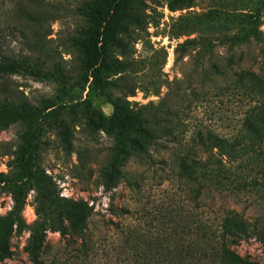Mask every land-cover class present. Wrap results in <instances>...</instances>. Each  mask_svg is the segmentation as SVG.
<instances>
[{
	"label": "rangeland",
	"instance_id": "obj_1",
	"mask_svg": "<svg viewBox=\"0 0 264 264\" xmlns=\"http://www.w3.org/2000/svg\"><path fill=\"white\" fill-rule=\"evenodd\" d=\"M83 1L0 0V57L16 59L36 73L27 69L0 74V101L38 108L43 99L58 102L68 142L57 123L44 121L39 166L51 177L56 194L93 205L84 232L62 237L48 231L30 254L32 229L40 219L34 192L29 191L22 210L26 227L11 236L12 255L2 264H180L165 250L194 244L201 223L216 232L226 212L253 221L264 209L263 188L251 189L242 181L243 189L219 191L211 186L198 195L197 181L187 182L178 166L180 159L188 165L206 160L210 153L200 135L247 141L244 119L264 102V0L178 1L173 9V0H137L145 27L134 29L131 38L124 36L126 56L113 49L134 70L112 79L125 75L135 87L128 97L131 107L166 128L145 152L131 153L122 167L123 178L110 192L103 190L101 176L112 158L115 138L89 125L87 115L105 124L112 111L110 101L120 94L114 88L82 90L80 55L72 39L85 25L77 13ZM244 13L257 15L256 32L262 38L227 40L240 31ZM185 39L195 43L178 56L175 48ZM62 87L67 94L61 93ZM25 129V123L15 121L0 130V171L9 173L7 164ZM12 204L8 186L0 187V215ZM232 248L242 264H264L256 238L243 239ZM185 263L213 264L209 256L199 255Z\"/></svg>",
	"mask_w": 264,
	"mask_h": 264
},
{
	"label": "trees",
	"instance_id": "obj_2",
	"mask_svg": "<svg viewBox=\"0 0 264 264\" xmlns=\"http://www.w3.org/2000/svg\"><path fill=\"white\" fill-rule=\"evenodd\" d=\"M178 1L189 3L191 0H173L169 6L173 9ZM136 3L137 0L81 2L77 13L84 19L85 25L79 35L72 39V45L80 55L82 90L87 87L88 90L103 92L114 88L120 94L110 101L112 111L105 118V124L87 115L89 125L95 129H104L115 138L112 158L101 176L105 192L118 186L123 178V164L131 153L145 152L148 145L159 138L160 131L166 128L158 122L153 124L145 113L131 107L128 97L135 94V87L131 86L125 75L112 79L118 73L134 70L131 68L132 63L119 59L113 49L118 48L121 56H126L127 41L124 36L131 38L134 29L145 27ZM242 18L245 19L240 31L227 40L238 42L249 37L261 39L256 32L259 22L257 15L244 13ZM194 43V39H185L177 44L175 52L180 56ZM27 69L36 74L32 68L16 59L0 57V74L21 73ZM61 93L67 94L63 87ZM74 99L72 97L71 101ZM57 104L53 98L43 99L40 108L26 103L13 105L7 99L0 101V130L15 121L26 125L21 134V144L14 158L7 164L9 173L0 171V187L8 186L13 201L7 213L0 215V264L12 255L9 243L11 236L21 233L26 227L22 210L29 191L34 192L35 212L40 219L32 229L30 254L39 249L48 231L57 232L62 237L81 234L93 214V205L89 201L56 194L51 177L39 166V136L44 121L53 120L57 123L63 141L68 142L69 130L60 118L61 111ZM244 127L245 143L216 134L200 135L201 144L210 153L202 165H188L180 159L178 166L181 176L187 178V182L197 181L196 194H202L204 189H210L211 186L219 191L232 186L243 189L241 186L245 184L242 181L247 182L251 189L264 190V102L251 110L244 119ZM255 161L257 168L250 166ZM259 214L260 217L249 221L233 211L226 212L221 215L216 232H211L210 226L201 223L196 228L194 246L167 247L166 254L177 256L180 264H186L185 261L196 255L209 256L213 264H242L232 248L241 240L256 238L264 253V209Z\"/></svg>",
	"mask_w": 264,
	"mask_h": 264
}]
</instances>
